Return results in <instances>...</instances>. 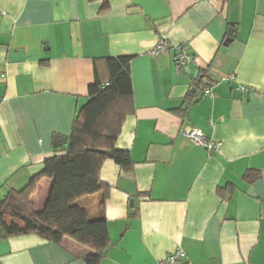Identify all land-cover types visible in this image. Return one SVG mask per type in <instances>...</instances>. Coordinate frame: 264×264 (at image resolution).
<instances>
[{
	"label": "crops",
	"instance_id": "obj_1",
	"mask_svg": "<svg viewBox=\"0 0 264 264\" xmlns=\"http://www.w3.org/2000/svg\"><path fill=\"white\" fill-rule=\"evenodd\" d=\"M162 39L169 48L151 55ZM179 43L193 54L186 71ZM127 55L132 106L116 148L133 164L100 168L110 244L99 264H159L176 247L183 264H264V0H0V200L62 150L53 137L70 133L94 63ZM188 127L220 146L193 144ZM51 181L31 197L37 210ZM100 197L80 199L91 216ZM87 252L69 237L0 239V264H85Z\"/></svg>",
	"mask_w": 264,
	"mask_h": 264
},
{
	"label": "trees",
	"instance_id": "obj_2",
	"mask_svg": "<svg viewBox=\"0 0 264 264\" xmlns=\"http://www.w3.org/2000/svg\"><path fill=\"white\" fill-rule=\"evenodd\" d=\"M100 62L94 63L88 98L75 113L65 142H53L54 148L62 150L45 158L41 170L25 186L0 200V239L34 233L60 244L69 237L88 249L85 264H99L105 255L110 244L104 214L109 189L100 179V168L106 159L124 170L132 168L129 151L116 148L132 106L131 56L105 57ZM202 77L198 74L194 79L196 89L209 87ZM194 93L186 95L184 108L176 113L186 115ZM244 177L249 180L251 171ZM44 178L52 179L51 186L43 207L37 210L31 197ZM98 191V213L91 216L80 199Z\"/></svg>",
	"mask_w": 264,
	"mask_h": 264
},
{
	"label": "built area",
	"instance_id": "obj_3",
	"mask_svg": "<svg viewBox=\"0 0 264 264\" xmlns=\"http://www.w3.org/2000/svg\"><path fill=\"white\" fill-rule=\"evenodd\" d=\"M169 48L168 43L162 39L158 44L150 51L151 55H157L161 51H166ZM174 50L173 60L178 68V70H187L189 64L193 61V54L186 51L185 46L181 43L172 46ZM5 77L4 73L0 72V79ZM230 79H233V75H229ZM242 95H246L249 89L243 86H238L236 88ZM203 95L211 96L210 87H204L202 90ZM184 136L191 141L193 144L205 148L207 150H216L220 146L219 141L208 139L204 133L196 127H188L183 131ZM185 260V253L181 247H176V249L169 254H167L159 264H183Z\"/></svg>",
	"mask_w": 264,
	"mask_h": 264
},
{
	"label": "water",
	"instance_id": "obj_4",
	"mask_svg": "<svg viewBox=\"0 0 264 264\" xmlns=\"http://www.w3.org/2000/svg\"><path fill=\"white\" fill-rule=\"evenodd\" d=\"M233 32L234 29L233 28H228V32H227V37L224 40V44H226L227 42L231 41L232 37H233ZM198 71H195L194 76H197ZM53 142H58V143H64L65 142V137L64 136H60V135H55L53 137Z\"/></svg>",
	"mask_w": 264,
	"mask_h": 264
},
{
	"label": "rangeland",
	"instance_id": "obj_5",
	"mask_svg": "<svg viewBox=\"0 0 264 264\" xmlns=\"http://www.w3.org/2000/svg\"><path fill=\"white\" fill-rule=\"evenodd\" d=\"M96 195V194H95ZM81 203H84V202H81Z\"/></svg>",
	"mask_w": 264,
	"mask_h": 264
}]
</instances>
